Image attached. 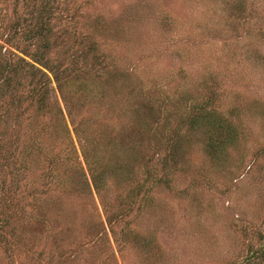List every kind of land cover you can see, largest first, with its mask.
Segmentation results:
<instances>
[{
  "label": "rangeland",
  "instance_id": "obj_1",
  "mask_svg": "<svg viewBox=\"0 0 264 264\" xmlns=\"http://www.w3.org/2000/svg\"><path fill=\"white\" fill-rule=\"evenodd\" d=\"M18 58L0 264H264V0H0Z\"/></svg>",
  "mask_w": 264,
  "mask_h": 264
},
{
  "label": "trees",
  "instance_id": "obj_2",
  "mask_svg": "<svg viewBox=\"0 0 264 264\" xmlns=\"http://www.w3.org/2000/svg\"><path fill=\"white\" fill-rule=\"evenodd\" d=\"M18 59H19L18 62L7 63L5 65L2 64L0 66V91H1L0 92V99L4 98L5 96H8V94H13V97H10L11 101L15 102L14 98L18 97V99L15 103L20 104V102L23 100L22 96L20 97V95L18 93V89H20V85L23 84V81L20 78V75L24 74V66L28 65L30 67L35 68V70L33 69L30 71V78H29L30 84H33L32 92L34 95L37 96L38 107H40L41 109L45 108V104H47L46 103L47 99L45 96L48 93V90L46 89L47 88L46 82L41 83V86H38L37 83H39V79H37L36 77L38 75L41 77L47 76L46 73L41 68L35 66L34 63L26 61L25 58H18ZM7 112H9L8 109L6 111H4V113H3V116H5V118H6ZM23 116L24 115H22V114H18L15 117L14 116L13 117H14V120L16 122H18L20 125V122L21 123H22V121L24 122V120L26 118ZM0 122L5 123L6 120H4L0 117ZM4 129L6 130V127H4ZM36 132L40 133L39 131H36ZM12 135H13V137L8 142L11 145L9 146V148L6 149L7 151H4L5 152V154H4L5 156L3 157L4 160L0 162L1 168L6 167L7 169H10L11 172H13L14 169L21 170V168H23V160L22 159L24 158V155L23 154L21 155V153H19V152L21 151L20 148L24 147V144L26 145V143L22 144L23 143V141H21L22 135L19 132L12 133ZM5 136H6L5 131H0V143L2 142V139ZM35 137H40V134H37ZM32 143L35 147L36 142H32ZM40 145H41V147H44V144L38 140L37 146L40 147ZM0 147H2V146H0ZM58 162L59 161L57 158L56 161L52 162L50 160L48 163L50 165L54 163L53 164V166H54V165H56V163L58 164ZM2 171L3 170L0 171V176H2ZM5 181H6V178H3L2 182L4 183ZM28 217L33 218V214L28 213ZM28 220H30V219H28ZM257 254H258L259 258H263V261H264V246L256 249L255 255L253 254V256L255 257ZM249 264H260V261L257 262V261L252 260V261H249Z\"/></svg>",
  "mask_w": 264,
  "mask_h": 264
}]
</instances>
